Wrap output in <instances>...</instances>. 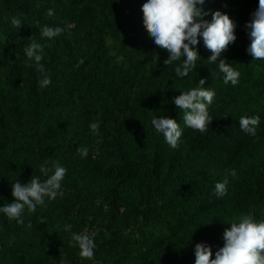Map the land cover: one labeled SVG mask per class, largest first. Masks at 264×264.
I'll use <instances>...</instances> for the list:
<instances>
[{
	"label": "trees",
	"instance_id": "16d2710c",
	"mask_svg": "<svg viewBox=\"0 0 264 264\" xmlns=\"http://www.w3.org/2000/svg\"><path fill=\"white\" fill-rule=\"evenodd\" d=\"M144 2L0 0V207L13 202L16 180L44 181L57 163L66 169L57 197L26 209L23 224L0 212V264H195L196 243L215 258L226 222L264 220V60L247 52L245 28L258 0L203 5L204 19L220 10L237 23L222 54L240 73L236 85L224 83L218 61L208 63L202 39L196 69L177 76V62L164 64L168 52L143 26ZM45 26L63 32L48 39ZM32 41L44 45V88L25 52ZM201 78L215 92L203 134L184 124L173 99ZM161 116L180 124L176 149L151 123ZM242 116H259L256 135L241 130ZM225 178L227 193L218 197L215 184ZM84 232L94 240L91 260L73 246L72 233Z\"/></svg>",
	"mask_w": 264,
	"mask_h": 264
},
{
	"label": "clouds",
	"instance_id": "9594fccd",
	"mask_svg": "<svg viewBox=\"0 0 264 264\" xmlns=\"http://www.w3.org/2000/svg\"><path fill=\"white\" fill-rule=\"evenodd\" d=\"M206 0H146L142 4L143 26L153 43L160 49L168 52V58L164 64L171 65L174 62L175 73L179 77H186L196 69L200 61L198 45L202 39L203 46L211 53L207 58L209 64L218 61L219 72L224 74V83L231 82L236 85L240 73L235 70L222 54L236 39L237 23L227 14L220 10L211 12V20L204 19L210 10H205L203 5ZM53 13L49 10L48 15ZM12 25L16 28L22 26L19 18L13 17ZM245 28L250 38L247 52L252 60H264V0H258V7L251 13V19L246 22ZM63 32L60 27L45 26L41 29L42 37L53 39ZM44 45L36 41L25 49L29 59L34 60L36 70L41 74L39 87L44 88L51 84V77L41 62ZM182 61V62H181ZM215 77V71L210 72ZM207 78H201L198 87L181 92L174 97L176 109L181 110L184 124L200 133H206L213 117L209 115L208 105L213 102L215 92L203 87ZM226 118V117H225ZM157 133H162L171 148L179 146L182 136L180 124L173 118L161 116L154 117L151 121ZM259 116H242L239 125L242 131L256 135L259 126ZM90 130L99 134V123L90 124ZM82 157H87V148H78ZM54 171L44 181L38 177H31L29 182L21 184L19 180L12 183L13 202L0 207L9 220L15 219L23 224L25 210L34 213L38 206L45 205L46 198L54 200L65 177L66 169L58 163L53 165ZM40 171L47 173L50 169L41 165ZM236 176L235 170L231 172ZM228 180L215 184V194L223 196L227 193ZM43 222V221H41ZM230 223L223 233V246L215 252L212 258L211 246L200 242L195 245V264H264V220L257 221L250 215H241L238 220ZM72 225L64 226L65 231L71 232ZM73 246L79 247V255L82 259L91 260L94 257V240L87 233H72Z\"/></svg>",
	"mask_w": 264,
	"mask_h": 264
}]
</instances>
